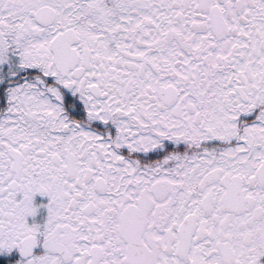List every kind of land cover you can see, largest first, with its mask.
I'll list each match as a JSON object with an SVG mask.
<instances>
[{
    "label": "snow or ice",
    "instance_id": "1",
    "mask_svg": "<svg viewBox=\"0 0 264 264\" xmlns=\"http://www.w3.org/2000/svg\"><path fill=\"white\" fill-rule=\"evenodd\" d=\"M0 264H264V0H0Z\"/></svg>",
    "mask_w": 264,
    "mask_h": 264
}]
</instances>
